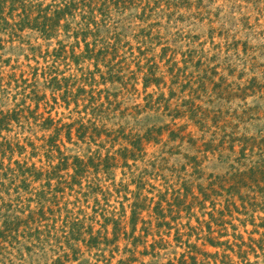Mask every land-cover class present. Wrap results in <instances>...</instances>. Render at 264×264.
I'll use <instances>...</instances> for the list:
<instances>
[{
  "label": "rangeland",
  "instance_id": "374dc122",
  "mask_svg": "<svg viewBox=\"0 0 264 264\" xmlns=\"http://www.w3.org/2000/svg\"><path fill=\"white\" fill-rule=\"evenodd\" d=\"M75 6L48 38L0 13V110L17 111L0 131V228H15L0 264H167L190 246L199 264H264V176L231 185L264 164V0ZM74 157L93 160L76 178Z\"/></svg>",
  "mask_w": 264,
  "mask_h": 264
},
{
  "label": "trees",
  "instance_id": "16d2710c",
  "mask_svg": "<svg viewBox=\"0 0 264 264\" xmlns=\"http://www.w3.org/2000/svg\"><path fill=\"white\" fill-rule=\"evenodd\" d=\"M63 5H57L55 6L54 9H51L50 6H47L45 8H40L38 5L36 6L35 4L31 3L30 1L27 0H0V13L1 16H3L5 13V17L7 16L12 17L15 14L20 16V20L17 22L19 25L20 30H23L25 28H30V29H35L38 32H40L42 35L46 36L45 38H48L52 35H54L57 32V29L62 26L61 21L64 19H67L68 16H72L74 14V9H75V0H64ZM33 6L38 8L37 10L33 9ZM18 11V12H17ZM35 13L36 16H33ZM147 73H145V78H147ZM65 78H59L58 74H55L54 76H51L49 78V82L51 83V87L56 90L60 91L61 94L58 93V96L65 101V103H69L67 101L68 98V90L65 89L63 90V80ZM151 80V79H150ZM148 82L145 80V87L148 86ZM31 97H33L34 101L39 100V94L36 91H31ZM74 97V96H73ZM17 111L14 110H0V131L1 130H10L12 127V124L14 120L16 119ZM46 127L49 126V119L45 120ZM52 123V122H51ZM55 134H58L59 128H54ZM67 135H70L67 133ZM53 136V135H52ZM140 140L141 139H136V140H129L130 145L132 148L125 147L122 149L124 154H122L123 158L125 160L128 159V157H131L132 159L135 157L136 151L141 150L142 146L140 145ZM6 145L5 141H0V152L5 151ZM9 149H12V145H9ZM129 154V155H126ZM51 155V154H48ZM125 155V156H124ZM53 156V155H52ZM90 163L93 164V160L88 159ZM264 161V160H263ZM68 157H62L59 158L58 163L54 166L56 167L54 169V172L57 171L58 168L62 167L65 168L68 165ZM88 161H84L80 157H74L72 166L75 171L74 178L77 176H80L83 174L84 170L87 168L92 167V164L89 166L87 163ZM262 162V161H261ZM258 163L255 166H252L248 170H245L244 172H238L237 174L239 177H237L236 183L233 182L231 185L233 189L239 190L241 186H249L250 182H253L251 178H246V175H249V177H253L255 180L258 179V177L264 176V164L263 163ZM26 172L32 173V168L27 167L25 169ZM250 180V182H249ZM42 218V217H40ZM131 221L134 223L135 221V214H133ZM15 230L13 227V224L8 225V222H6L4 229L2 230L0 228V235L1 237L6 233V232H12ZM79 228H72L73 234H77L79 232ZM207 241L211 243L214 246L220 245L221 242H215L213 238H210L208 236ZM191 249H193L192 252H194V249H197L196 246H190ZM189 253L188 258H186L185 254H182L179 259H177V262L174 261H168L167 264H199L198 258L196 253ZM207 255V254H206ZM212 257H217V252L214 254H210ZM216 260V259H215Z\"/></svg>",
  "mask_w": 264,
  "mask_h": 264
}]
</instances>
